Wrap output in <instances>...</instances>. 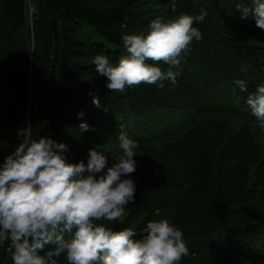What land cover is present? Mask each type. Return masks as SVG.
<instances>
[{"label": "trees", "instance_id": "1", "mask_svg": "<svg viewBox=\"0 0 264 264\" xmlns=\"http://www.w3.org/2000/svg\"><path fill=\"white\" fill-rule=\"evenodd\" d=\"M30 1L33 13L29 0H0V165L28 124L37 138L66 144L69 162L87 164L96 149L108 166L121 154L123 131L139 144L136 171L126 177L135 197L120 221L101 223L139 229L167 218L189 248L180 264H264V145L246 102L264 84V30L240 11L251 0ZM201 8L207 15L193 26L202 39L182 54L175 84L106 87L96 55L115 65L123 35ZM0 264H12L7 243Z\"/></svg>", "mask_w": 264, "mask_h": 264}, {"label": "clouds", "instance_id": "2", "mask_svg": "<svg viewBox=\"0 0 264 264\" xmlns=\"http://www.w3.org/2000/svg\"><path fill=\"white\" fill-rule=\"evenodd\" d=\"M251 4L240 9L241 18L251 17L264 30V0ZM206 15L201 8L195 16H157L146 33L122 36L124 53L117 64L96 55L95 71L106 78L111 92L164 80L175 84L180 73L173 69L179 68L193 39H202L193 25ZM160 62L169 65L167 72L155 66ZM234 82L247 91L245 80ZM246 102L264 128V84ZM93 104L100 107L98 97ZM83 115L81 111L78 118ZM79 129L88 131L89 125L81 122ZM17 137L21 142L0 165V246L7 243L12 264H60L62 256L67 264H180L189 256L182 230L167 218L149 220L139 229L113 230L101 223L120 221L134 201L136 183L126 177L136 171L139 144L125 132L118 135L122 151L111 166L96 149L89 150L87 164L69 162L64 154L68 146L37 138L31 124L18 129Z\"/></svg>", "mask_w": 264, "mask_h": 264}, {"label": "rangeland", "instance_id": "3", "mask_svg": "<svg viewBox=\"0 0 264 264\" xmlns=\"http://www.w3.org/2000/svg\"><path fill=\"white\" fill-rule=\"evenodd\" d=\"M29 8H30L31 13H33L35 6L31 3L30 0H29ZM88 29H90L89 26H88ZM256 140L261 142L264 145V128L261 129L260 136Z\"/></svg>", "mask_w": 264, "mask_h": 264}]
</instances>
